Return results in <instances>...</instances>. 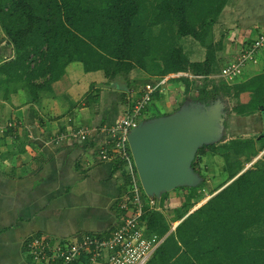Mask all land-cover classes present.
<instances>
[{
	"label": "trees",
	"instance_id": "1",
	"mask_svg": "<svg viewBox=\"0 0 264 264\" xmlns=\"http://www.w3.org/2000/svg\"><path fill=\"white\" fill-rule=\"evenodd\" d=\"M228 1L0 0V26L16 54L0 64V74L8 75V80L14 73L27 74L34 97L58 80L72 62H81L87 72L102 70L109 85L127 89L136 68L158 76L189 71L208 78L227 63L220 66L218 61L214 23ZM257 35L247 41L252 43ZM184 37L194 38L206 49L203 60L189 58L179 44ZM260 62L263 68L255 74H243L244 79L237 77L232 85L221 80L220 88L227 94L234 90L236 96L250 91L249 102L234 107V113L260 112L264 128V52ZM40 77L47 79L36 82ZM218 85L213 94L202 90L203 101L217 96ZM209 151L225 159L228 182L191 212L197 198L201 199L197 188L202 185L178 187L191 190L176 209L175 220L181 222L146 264L179 260H189L180 264H264V153L249 167L242 161L243 156L251 161L264 151V134L200 147L192 163L197 172L201 156ZM168 195L162 194V206ZM142 218L148 235L164 237L170 230L160 210L147 209Z\"/></svg>",
	"mask_w": 264,
	"mask_h": 264
},
{
	"label": "crops",
	"instance_id": "2",
	"mask_svg": "<svg viewBox=\"0 0 264 264\" xmlns=\"http://www.w3.org/2000/svg\"><path fill=\"white\" fill-rule=\"evenodd\" d=\"M228 10L225 6L220 15ZM241 23L230 30L231 38L244 35ZM251 27L249 34L245 31L246 41L260 31ZM14 57L15 49L0 26V64ZM165 76L159 87L166 95ZM108 80L102 70L87 72L81 62H72L58 80L36 93L37 98L16 81L0 84V264H48L34 260L27 249L29 239L70 243L85 234L105 237L121 222L119 204L130 179L120 160H103L98 150L104 128L122 117L144 84L127 89ZM158 109L151 117L166 115ZM82 128L90 130L89 140L70 136ZM61 134L67 136L59 142ZM161 197H154L157 210Z\"/></svg>",
	"mask_w": 264,
	"mask_h": 264
},
{
	"label": "rangeland",
	"instance_id": "3",
	"mask_svg": "<svg viewBox=\"0 0 264 264\" xmlns=\"http://www.w3.org/2000/svg\"><path fill=\"white\" fill-rule=\"evenodd\" d=\"M148 5H150V2H148ZM225 6H229L230 10L228 11H230V13L223 14L224 16L220 15L217 22L214 23V33H215L214 38H215V43L219 48L217 50V56L220 66L225 64V62L228 59L235 58V56L242 50L243 48L242 41L244 40L246 41V38L244 37H247L245 31L249 29L248 31L249 34L250 29L252 28L251 25H255L256 27H259L260 31L264 29V0H231ZM240 23L244 25V27H241L244 29L243 30L244 35L238 37L233 35V37L231 38L230 33H233V31L231 32L230 30H235V27L240 26ZM156 30L158 31L159 27H156ZM179 44L184 47L185 53H187V55L192 61H201L205 58L206 49L203 46H201L200 43L196 41L194 38L184 37L179 41ZM259 63L260 64L258 65L254 63H248L244 73L247 72L246 75L250 76L255 74L257 71L261 70L263 68V63L262 62ZM33 65L34 63H32V68L34 67ZM148 74L153 75L152 73H148L140 68H136L132 70L130 73L132 88L139 89V87L142 86L143 84L145 86V83H152L157 87L153 95V100L148 106V110L146 112L147 114L142 116L143 120L151 117L152 114L153 115L157 114V111H155L156 108H159L158 109L160 110L159 112L166 111L165 114H170L169 112L173 113L172 110L180 109L181 105H187V106L198 105V104L213 105L219 102L222 104V110H223L222 133L225 135V137L224 140L220 139L218 143H224L228 140L227 138H231L234 136L238 138H242V137L248 138L253 136L258 137L259 135L264 134L263 133L264 128L262 125L263 119L262 116L260 117V112L251 115L250 117H244V118L234 114V107H236L237 105H242L243 103H248V101L251 99L250 91H244V92H249L250 95L242 92L244 94L241 93L242 95L240 94L239 96H236L234 90H231V94H227L225 89L220 88V86L223 85V82L221 80L225 81L224 78L221 77L207 78L203 76L197 77L189 71H184V74H179L177 72L176 73L173 72V74L170 73L172 75L176 74V76L168 79L169 88H167L168 92L165 95L162 92V90H160L159 87V85L162 84L161 79L163 76L161 77L160 75L158 77L155 76L150 77L148 76ZM47 77H40L37 78L35 81L36 82L45 81ZM241 79L242 80L244 79L243 75L241 76ZM132 80L134 82H132ZM15 81L18 82L19 84L24 85L25 87L28 86L27 74L19 76V74L14 73L12 74L11 80H8V75L0 74V84L3 83L4 85L5 84L11 85V83ZM233 83L234 81L228 82L229 85H232ZM216 84H219L218 87L220 89V91L216 93L217 96L208 98L209 99L208 102L203 101L202 90L204 91L205 89H207L208 91L207 95L213 94L215 91L214 89L216 88L215 86ZM189 85L190 87H188ZM187 87L189 88V90H187ZM161 95H163V100L166 103L165 108L161 107L162 105H160L161 104L160 101L162 100ZM148 111H150V113ZM123 116H125V113H123L122 117ZM263 153L264 151L260 152V154L257 155V157H254L251 161H247L246 156L245 157L243 156L242 161L244 162L245 167H249L251 166V164L253 165V163L256 162L263 155ZM225 165H226L225 159L221 155L214 154L209 151L207 154L201 156L198 165V168L200 169L199 175L201 177V182L200 184L197 185V186L202 185L201 187L197 188V195L200 196L201 199L198 200L197 198L196 204L193 206V208H191L189 212L198 208L209 197H211L214 193L218 192L223 186H225V184L228 182L229 179V171L224 169ZM188 193H191L190 188H180V189L177 188L172 191H169L168 198L165 201V205H164L165 207L159 206L160 208L158 209L161 210L166 215V221L168 225H170V230L167 232V234L164 237H162L163 241L167 235L175 231L176 226L181 222V219L175 220L178 217L176 209L183 204V201L185 200L184 199L185 194ZM142 194L143 196L149 198V196L145 194L144 190ZM251 234H253V231L251 232ZM256 235L259 236V234ZM174 260L175 259H173L172 261ZM184 261L179 260L177 264H180L181 262ZM37 262L39 261L37 260ZM185 262L188 263L189 260ZM171 264L173 263L171 262Z\"/></svg>",
	"mask_w": 264,
	"mask_h": 264
},
{
	"label": "built area",
	"instance_id": "4",
	"mask_svg": "<svg viewBox=\"0 0 264 264\" xmlns=\"http://www.w3.org/2000/svg\"><path fill=\"white\" fill-rule=\"evenodd\" d=\"M242 44L243 48L235 58L229 59L219 74L209 77H221L226 82H232L244 74L248 63L258 65L264 52V29L252 43L244 41ZM177 73L184 74V71ZM175 76L169 74L165 78L168 80ZM156 89L154 84H146L142 95L128 107L125 116L103 131L104 137L98 150L100 157L103 160H120L130 179L129 191L119 204L123 211L119 225L110 236L85 234L79 241L70 243H51L41 237H33L29 239L27 249L34 260L48 264H146L151 259L163 238L146 234V222L142 217L147 209L157 210L156 201L151 196L146 201L142 194L144 189L132 155L129 133L143 120L142 116ZM90 135L87 128L70 134L81 140H89ZM66 136L58 135L56 140L60 142Z\"/></svg>",
	"mask_w": 264,
	"mask_h": 264
},
{
	"label": "water",
	"instance_id": "5",
	"mask_svg": "<svg viewBox=\"0 0 264 264\" xmlns=\"http://www.w3.org/2000/svg\"><path fill=\"white\" fill-rule=\"evenodd\" d=\"M222 113L219 102L183 105L173 113L144 119L130 131L132 155L148 196L200 184L192 163L200 147L218 143L223 136Z\"/></svg>",
	"mask_w": 264,
	"mask_h": 264
}]
</instances>
